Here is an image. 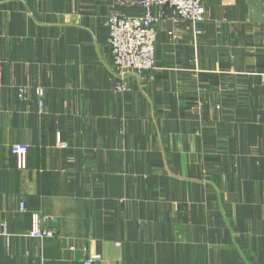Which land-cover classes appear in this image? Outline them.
I'll use <instances>...</instances> for the list:
<instances>
[{
	"label": "crops",
	"instance_id": "0c3cea01",
	"mask_svg": "<svg viewBox=\"0 0 264 264\" xmlns=\"http://www.w3.org/2000/svg\"><path fill=\"white\" fill-rule=\"evenodd\" d=\"M125 1L0 0V264H264V0L166 17L118 92Z\"/></svg>",
	"mask_w": 264,
	"mask_h": 264
},
{
	"label": "built area",
	"instance_id": "2783aa9c",
	"mask_svg": "<svg viewBox=\"0 0 264 264\" xmlns=\"http://www.w3.org/2000/svg\"><path fill=\"white\" fill-rule=\"evenodd\" d=\"M125 5L134 11H122L113 8L106 18L109 31V42L120 82L116 91L123 92L126 88L123 80L126 77H142L146 72L154 69L157 64L158 32L156 26L168 17L176 26L190 27L193 35L200 37L205 32L209 9L205 0H126ZM173 35V32H169ZM41 108L45 105V91L36 89ZM20 97L23 92H20ZM66 148V144H61ZM28 145L17 143L12 145L11 151L20 169L27 168ZM20 210L27 209L26 202H20ZM31 234L38 238L54 237L55 231L43 228L39 217H36ZM99 258L93 255L84 264H92Z\"/></svg>",
	"mask_w": 264,
	"mask_h": 264
},
{
	"label": "rangeland",
	"instance_id": "374dc122",
	"mask_svg": "<svg viewBox=\"0 0 264 264\" xmlns=\"http://www.w3.org/2000/svg\"><path fill=\"white\" fill-rule=\"evenodd\" d=\"M207 21H208V19H207ZM207 23V22H206ZM116 89V88H115Z\"/></svg>",
	"mask_w": 264,
	"mask_h": 264
}]
</instances>
